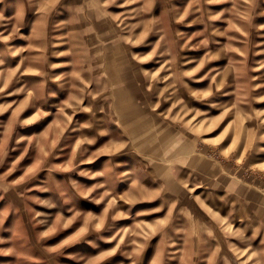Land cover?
Segmentation results:
<instances>
[{
	"label": "rangeland",
	"instance_id": "1",
	"mask_svg": "<svg viewBox=\"0 0 264 264\" xmlns=\"http://www.w3.org/2000/svg\"><path fill=\"white\" fill-rule=\"evenodd\" d=\"M0 264H264V0H0Z\"/></svg>",
	"mask_w": 264,
	"mask_h": 264
}]
</instances>
